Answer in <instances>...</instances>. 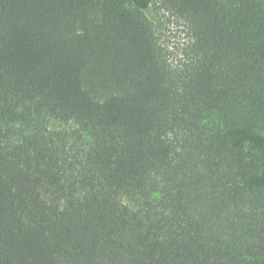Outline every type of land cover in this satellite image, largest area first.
Masks as SVG:
<instances>
[{
  "label": "trees",
  "instance_id": "16d2710c",
  "mask_svg": "<svg viewBox=\"0 0 264 264\" xmlns=\"http://www.w3.org/2000/svg\"><path fill=\"white\" fill-rule=\"evenodd\" d=\"M0 264H264V0H0Z\"/></svg>",
  "mask_w": 264,
  "mask_h": 264
},
{
  "label": "rangeland",
  "instance_id": "374dc122",
  "mask_svg": "<svg viewBox=\"0 0 264 264\" xmlns=\"http://www.w3.org/2000/svg\"><path fill=\"white\" fill-rule=\"evenodd\" d=\"M158 12L155 22L158 40L168 52L171 60H180L183 57L184 44L189 38L185 22L181 17L165 8ZM63 128L60 126V129Z\"/></svg>",
  "mask_w": 264,
  "mask_h": 264
}]
</instances>
